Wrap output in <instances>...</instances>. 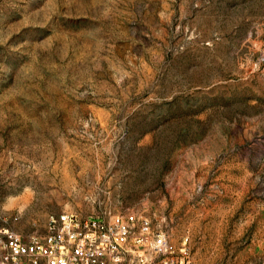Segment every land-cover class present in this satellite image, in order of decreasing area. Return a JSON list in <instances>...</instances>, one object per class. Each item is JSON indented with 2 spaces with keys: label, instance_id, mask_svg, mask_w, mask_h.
I'll return each instance as SVG.
<instances>
[{
  "label": "rangeland",
  "instance_id": "374dc122",
  "mask_svg": "<svg viewBox=\"0 0 264 264\" xmlns=\"http://www.w3.org/2000/svg\"><path fill=\"white\" fill-rule=\"evenodd\" d=\"M64 211L264 264V0H0V262Z\"/></svg>",
  "mask_w": 264,
  "mask_h": 264
},
{
  "label": "built area",
  "instance_id": "2783aa9c",
  "mask_svg": "<svg viewBox=\"0 0 264 264\" xmlns=\"http://www.w3.org/2000/svg\"><path fill=\"white\" fill-rule=\"evenodd\" d=\"M187 242L178 246L170 233L134 213L64 211L49 216L43 236L25 241L8 231L0 264H192Z\"/></svg>",
  "mask_w": 264,
  "mask_h": 264
}]
</instances>
